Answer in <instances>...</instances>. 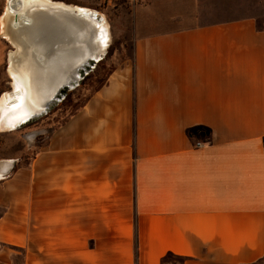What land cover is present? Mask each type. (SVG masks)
Masks as SVG:
<instances>
[{
	"label": "crops",
	"instance_id": "obj_1",
	"mask_svg": "<svg viewBox=\"0 0 264 264\" xmlns=\"http://www.w3.org/2000/svg\"><path fill=\"white\" fill-rule=\"evenodd\" d=\"M213 1L129 0L127 57L0 156V264L264 258V29Z\"/></svg>",
	"mask_w": 264,
	"mask_h": 264
},
{
	"label": "bare ground",
	"instance_id": "obj_2",
	"mask_svg": "<svg viewBox=\"0 0 264 264\" xmlns=\"http://www.w3.org/2000/svg\"><path fill=\"white\" fill-rule=\"evenodd\" d=\"M4 8L0 29L12 47L7 59L12 90L0 97L3 133L47 113L60 86H79L84 59L99 63L112 41L105 15L90 8L53 0H6Z\"/></svg>",
	"mask_w": 264,
	"mask_h": 264
},
{
	"label": "rangeland",
	"instance_id": "obj_3",
	"mask_svg": "<svg viewBox=\"0 0 264 264\" xmlns=\"http://www.w3.org/2000/svg\"><path fill=\"white\" fill-rule=\"evenodd\" d=\"M56 2H64L76 6H87L101 14L109 24L111 33V45L108 48L106 56L103 60L96 63L94 68L87 73L79 86L73 90H68L64 98L47 114L38 119L26 123L22 127L11 132H0V156H13L20 158L22 163H26L32 155V148L27 150V145L32 143L31 134L34 130L35 123L40 125V118L48 120L54 114L50 123L60 122L67 114L74 112L101 84L104 83L108 74L113 70L122 59L127 57L128 52L116 53L117 49L129 48L131 46L130 38L131 30V6L129 0H113L110 3L106 0H93L88 3L78 0H53ZM84 2V3H83ZM6 0H0V16L4 12ZM219 16H230L233 18L250 16L257 21L259 28L264 29V0H214ZM216 15L214 12L212 15ZM12 49L11 44L1 35L0 29V51H2V64L0 66V97L4 92L11 91L10 78L7 73L8 53ZM5 59V61H4ZM59 113V115L55 114ZM36 121V122H35ZM264 264V258L255 263Z\"/></svg>",
	"mask_w": 264,
	"mask_h": 264
},
{
	"label": "water",
	"instance_id": "obj_4",
	"mask_svg": "<svg viewBox=\"0 0 264 264\" xmlns=\"http://www.w3.org/2000/svg\"><path fill=\"white\" fill-rule=\"evenodd\" d=\"M90 17L94 18L95 20L97 21H100L102 18L100 16H97L95 15V13H92L89 15ZM84 64H85V67L84 68H81L80 69V73L82 75V79L84 78V76L89 73L93 68L94 66L96 65V63L98 61L96 60H90L88 61L87 58L84 59ZM68 90H71L69 86H65V87H62L60 86V88H58L56 90V92L54 93V97H52L53 99H50L52 101H50V105H49V110L47 111V113L53 108L55 107L59 102H61V100L64 98L65 96V93L68 91ZM47 113H44L43 115L47 114ZM43 115H40L39 117H42ZM39 117H36L34 120L38 119ZM33 119L30 120V122L32 121ZM33 120V121H34ZM30 122H27V123H30ZM23 126V125H22ZM20 126V127H22ZM14 167V160H0V179L1 178H4L6 177L10 171L12 170V168Z\"/></svg>",
	"mask_w": 264,
	"mask_h": 264
},
{
	"label": "trees",
	"instance_id": "obj_5",
	"mask_svg": "<svg viewBox=\"0 0 264 264\" xmlns=\"http://www.w3.org/2000/svg\"><path fill=\"white\" fill-rule=\"evenodd\" d=\"M189 135H190L191 138L197 139V140L200 138V136L207 137V133H205L202 130H194ZM183 260L184 259L181 258V257L175 256V255H172V254H169V255H166L165 257L162 258L161 264H165L167 262H172V264H175L176 262H179V263L180 262H183Z\"/></svg>",
	"mask_w": 264,
	"mask_h": 264
},
{
	"label": "built area",
	"instance_id": "obj_6",
	"mask_svg": "<svg viewBox=\"0 0 264 264\" xmlns=\"http://www.w3.org/2000/svg\"><path fill=\"white\" fill-rule=\"evenodd\" d=\"M107 1V0H106ZM198 144H200L199 142H198ZM197 145V144H196Z\"/></svg>",
	"mask_w": 264,
	"mask_h": 264
}]
</instances>
